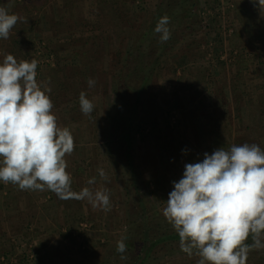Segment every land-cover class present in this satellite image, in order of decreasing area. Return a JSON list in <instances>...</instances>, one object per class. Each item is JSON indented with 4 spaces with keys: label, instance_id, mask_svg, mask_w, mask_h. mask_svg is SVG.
Wrapping results in <instances>:
<instances>
[{
    "label": "rangeland",
    "instance_id": "obj_1",
    "mask_svg": "<svg viewBox=\"0 0 264 264\" xmlns=\"http://www.w3.org/2000/svg\"><path fill=\"white\" fill-rule=\"evenodd\" d=\"M160 2L0 0L25 18L8 39L0 38V63L7 54L39 62L36 79L51 89L57 123L74 137V151L65 157L72 189L107 188L111 201L105 212L87 200L0 181V264H130L139 224L149 218L151 233L174 230L162 210L185 164L232 145L264 150V10L258 0H199L188 36L156 60L154 83L141 102L123 94L121 76L141 60L137 41L152 27ZM81 91L95 105L90 115L81 112ZM122 236L136 242L124 260L116 250ZM164 248L162 260L174 251ZM198 259L175 252L163 264ZM246 264H264V249L251 251Z\"/></svg>",
    "mask_w": 264,
    "mask_h": 264
},
{
    "label": "clouds",
    "instance_id": "obj_2",
    "mask_svg": "<svg viewBox=\"0 0 264 264\" xmlns=\"http://www.w3.org/2000/svg\"><path fill=\"white\" fill-rule=\"evenodd\" d=\"M264 10V0H258ZM25 18L0 6V38L8 39ZM170 18L162 16L154 31L160 42L171 38ZM38 61L7 54L0 63V181L22 191H51L62 200H87L93 208L111 210L109 190L72 189L66 155L74 151V137L61 127L46 85L38 82ZM89 87L95 80L89 78ZM84 115L95 105L79 94ZM99 176L108 179L104 169ZM90 178L89 185L95 183ZM163 216L179 235L181 251L199 257L197 264H246L253 250L264 249V150L256 144L223 147L204 153L200 162L187 163L182 178L173 181ZM251 239L252 243H245ZM127 237L117 241L121 259Z\"/></svg>",
    "mask_w": 264,
    "mask_h": 264
},
{
    "label": "trees",
    "instance_id": "obj_3",
    "mask_svg": "<svg viewBox=\"0 0 264 264\" xmlns=\"http://www.w3.org/2000/svg\"><path fill=\"white\" fill-rule=\"evenodd\" d=\"M199 0H161L159 7L155 11V18L152 20V27L149 29V32L144 34L141 38L138 39V50L141 60L133 66L128 77H122L120 83L125 85V89L123 94L125 96L132 95V98L136 100V105L141 102L142 96L145 93V90L152 86L153 77H154V63L159 58H162L166 54L174 51L175 43L179 42L181 38H186L188 36V30L190 27V23L192 21L193 15L197 12L196 8L199 6ZM167 15L170 18V23L168 27L171 31V38L164 42H160V34L154 31V28L158 22V20ZM152 31V32H151ZM151 33V34H150ZM148 36V37H147ZM144 37L147 38L146 44L144 48L141 47V43ZM146 57H149L147 60ZM131 93V94H130ZM123 102L120 103V105ZM138 107V106H137ZM116 119L119 116H115ZM125 141L129 145V137L130 131L125 132ZM126 155L130 156V150L126 149ZM130 163V161H129ZM144 225L139 224L140 231H136L135 237L138 236V251L131 258L130 264H163L168 263L175 256V252L178 254L184 253L181 251L179 246V235L175 232V230L169 229H158L151 233V223H149V218L147 221H144ZM133 235L129 234L128 239L132 238ZM137 238V239H138ZM132 239L126 240L127 246H135L136 242H131ZM245 243H252L251 239L245 241ZM169 246L167 250L173 249L172 253H170L167 259L162 260L163 258L160 256L163 252L164 247ZM161 247H163L161 249ZM177 254V253H176ZM161 258V262H160Z\"/></svg>",
    "mask_w": 264,
    "mask_h": 264
},
{
    "label": "crops",
    "instance_id": "obj_4",
    "mask_svg": "<svg viewBox=\"0 0 264 264\" xmlns=\"http://www.w3.org/2000/svg\"><path fill=\"white\" fill-rule=\"evenodd\" d=\"M66 157H68V155Z\"/></svg>",
    "mask_w": 264,
    "mask_h": 264
}]
</instances>
